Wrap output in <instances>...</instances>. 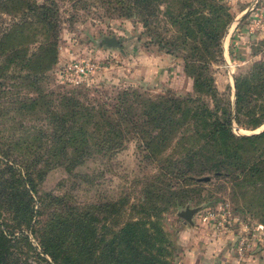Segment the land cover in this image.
Instances as JSON below:
<instances>
[{"label":"trees","instance_id":"1","mask_svg":"<svg viewBox=\"0 0 264 264\" xmlns=\"http://www.w3.org/2000/svg\"><path fill=\"white\" fill-rule=\"evenodd\" d=\"M6 1L0 0V4ZM16 1H21L29 13L37 16L47 31L43 4L35 0ZM128 1L131 4L121 8L120 15L136 8L146 35L160 49L170 54L187 51L189 54L181 60V70L192 77L195 90L203 89L215 101V107L194 105L190 95L180 99L161 97L151 105L142 102L144 120L135 123L132 114L136 111L127 104L124 93L114 103L96 98L83 103L74 91L44 92L37 87L55 55V42L48 34L40 46V63L36 68L32 65L35 53L18 57L15 52L9 57V52L0 50V56L5 55L9 64L25 69L24 79L35 90L34 96H19L12 86L0 83V209L4 203L12 223L7 234L4 222L0 221V227L3 225L0 264H26L19 252L10 250L12 241L17 240L15 229H27L38 241L36 254L47 255L50 264H173V246L162 230L161 214L189 190L182 184L199 185L209 179L197 181L198 177H224L235 169L248 178L262 171L258 164H245L235 142L245 140L254 145L264 138V128L238 137L231 132V122L251 130L264 124V38L252 48V54L259 55V59L232 77V105L229 101L219 105L207 64L221 60L220 40L231 21L226 7L216 0H197L198 6L185 12L181 6L175 12L169 11V24L174 30L162 37L157 32V21L148 20L150 0ZM132 94L133 100L137 99ZM178 110L183 125L188 124L190 131L183 132V156L164 158L156 174L136 180L152 183L141 186L138 201L131 205L133 216L125 218L117 228L96 233L92 218L83 207L67 202L64 197L46 192L38 194L37 182L57 166L75 182H88V175L75 168L86 160L105 166L123 148L129 132L146 133L137 129L140 125L156 129L155 135L146 141L140 139L138 144L140 159L154 160L156 154L150 151V146L164 144L170 130L180 124L173 117ZM173 180L179 181L176 186ZM122 204L108 201L104 206ZM42 213L44 221L40 220ZM115 213L120 215L116 209L106 210L107 217Z\"/></svg>","mask_w":264,"mask_h":264},{"label":"rangeland","instance_id":"2","mask_svg":"<svg viewBox=\"0 0 264 264\" xmlns=\"http://www.w3.org/2000/svg\"><path fill=\"white\" fill-rule=\"evenodd\" d=\"M73 1L35 0L43 4L47 31L40 19L29 13L21 1L7 0L0 4V50L9 52V57L15 52L18 57L23 53L26 56L35 53L32 65L36 68L40 63V46L47 34L55 42L54 59L47 64L46 76L37 82L40 90L55 93L74 91L83 103L93 98L114 103L124 93L127 104L136 111L132 114L135 123L144 120L141 103L151 105L161 97L180 99L190 95L192 104L202 103L214 109L215 101L203 89L195 90L192 77L181 70V60L189 53L183 50L170 54L160 49L146 35L136 8L127 15H120L121 8H126L131 2L76 0L74 4ZM216 1L226 7L231 21L220 40L221 60L209 61L207 72L212 77L219 105L226 101L232 105L233 75L246 71L253 61L259 59V55L252 54V48L264 38V0ZM150 4L148 20L157 21V32L162 37L174 30V26L169 24V11L175 12L181 6L185 12L198 6L197 0H150ZM108 36H115L121 51L101 43L102 37ZM72 61L88 64L89 71L82 79L68 68ZM24 73L21 65L13 66L7 62L5 55L0 56V74H3L0 83L12 86L19 96H34L35 90L28 86ZM64 77H78L81 84L69 85L64 82ZM132 93L137 99L133 100ZM180 107L183 110V104ZM173 117L180 124L170 130L164 144L150 146V151L156 154L154 160L142 161L138 144L140 139L149 140L156 129L140 125L137 129L146 133L129 132L123 148L117 150L105 166L100 167L95 160H86L82 166L75 168V171L88 175V182H75L71 175L57 166L49 169L37 182L38 194L46 192L64 197L67 202L83 207L91 216L96 233L117 228L125 218L133 216L131 205L138 201L141 186L152 183L136 180L156 174L158 167L164 164V158L183 156V132H190L189 126L183 125L181 111L175 112ZM259 128L245 129L231 122V132L238 137L256 133ZM235 143L245 164H258L262 171L248 178L235 169L231 175L211 177L199 185L182 184L189 190L161 214L162 230L173 246V264L187 263V250L201 247L199 244L207 246L204 264H227V260L233 257H241L245 261L250 258L256 264H264V138L254 145L245 140H236ZM178 182L173 180L175 186ZM108 201H121L123 204L105 207ZM1 206L0 221L4 222L8 234L12 223L5 204L1 203ZM185 208H196L191 223L183 222L177 216V212ZM115 209L120 215L116 211L107 217L106 210ZM40 220H45L44 213ZM13 234L17 240L12 241L10 250L19 252L26 264H50L47 255L36 254L39 251L38 241L27 229H15ZM239 237L246 239L248 244L240 254L235 250Z\"/></svg>","mask_w":264,"mask_h":264},{"label":"built area","instance_id":"3","mask_svg":"<svg viewBox=\"0 0 264 264\" xmlns=\"http://www.w3.org/2000/svg\"><path fill=\"white\" fill-rule=\"evenodd\" d=\"M68 68L71 71H74V74H78V76H80V78L82 79V77L87 75L88 70V64L86 62L84 63H76L74 61L70 62L68 64ZM66 83H68L69 85H79L81 84V79H79L78 77H75L73 79H68L66 77H64ZM248 244L246 242V239H244L243 237H239V239L236 241L235 244V250L236 252H238V254L241 253V251L244 249V247H246Z\"/></svg>","mask_w":264,"mask_h":264},{"label":"crops","instance_id":"4","mask_svg":"<svg viewBox=\"0 0 264 264\" xmlns=\"http://www.w3.org/2000/svg\"><path fill=\"white\" fill-rule=\"evenodd\" d=\"M201 243V242H200ZM201 247L195 248L192 247L191 249L187 250V257L186 259H188L187 263H183V264H204L205 262V249H206V245L204 244H199ZM212 264H216V262H213ZM227 264H256L255 260H250L247 259L246 261L243 260L241 257H233L230 260H227ZM259 264V263H258Z\"/></svg>","mask_w":264,"mask_h":264},{"label":"water","instance_id":"5","mask_svg":"<svg viewBox=\"0 0 264 264\" xmlns=\"http://www.w3.org/2000/svg\"><path fill=\"white\" fill-rule=\"evenodd\" d=\"M103 45L106 47H114L117 48L119 51H121L120 44L118 43L115 36H108V37H102L100 40ZM264 128V124L259 128V130ZM209 179L208 176H202L198 177L197 181H207ZM196 211V208H185L182 211L177 212V216L183 219V222L191 223V216Z\"/></svg>","mask_w":264,"mask_h":264}]
</instances>
